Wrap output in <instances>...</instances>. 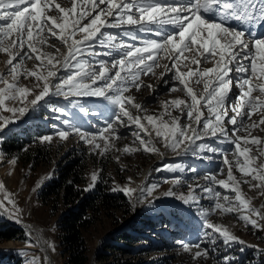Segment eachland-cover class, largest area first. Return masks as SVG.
<instances>
[{"label": "rangeland", "instance_id": "obj_1", "mask_svg": "<svg viewBox=\"0 0 264 264\" xmlns=\"http://www.w3.org/2000/svg\"><path fill=\"white\" fill-rule=\"evenodd\" d=\"M55 3H59L64 8L72 6V0H55ZM76 3L77 13L74 15L78 17L84 9L80 7L81 0H76ZM49 14L58 17L62 15L54 8ZM71 19L72 15L69 17V22ZM90 19L91 17L83 20V23H88ZM166 26L172 27L171 25ZM126 30H130L140 39L133 40L131 36H125ZM111 34L117 36V43L123 42L126 45L143 46L149 40L160 39L154 33L136 31V26H123ZM44 35L45 43H37L36 47L39 49L45 66H38L40 61L35 59L36 54H32L31 59L25 58L22 63H17L20 60V56H17L13 61L20 73L16 80L10 72L11 66L8 64L10 57L0 52V77H4L8 83H17L20 87L30 89L23 103L18 98L15 101H5V105L0 106V125H2L0 132L3 131L0 133V183L3 184V188H0V200L4 201V207L1 208L6 213V218L22 225L25 229L23 230L25 238H27L26 240L2 242L0 260L7 263L9 257H3V255L10 253L15 256V261L21 260L23 264H48V258L42 253L43 251L36 249L39 247L38 241L27 232L28 227L32 230L37 228L42 233L43 244L52 254L54 262L63 264L58 238V219L65 208H60L59 212H55L52 207L43 206L38 201V195L49 183L60 180V174L66 166L79 162L80 169L83 168L85 180L81 188L84 187L87 192L94 191L102 196L105 194L112 196L110 198L118 203L113 207L109 205L108 209L102 211L99 214L97 225L86 234L91 256L89 264H112L113 261L108 257L113 253L120 256L123 263L129 262L130 264H226L225 257L228 258L227 264H264V229L252 227L240 219L241 215L251 214L242 208L232 212L213 209V202L217 200L214 193H202L196 188L198 184L210 185L215 191L221 193L219 202L225 207L229 206L223 199L225 195L228 196L230 203L239 205V202L235 200V192L226 191L215 181L205 179L206 174H215L216 180L227 179L228 166L223 164L220 154L196 150L186 152L184 149L188 141L173 151L165 146V142L160 137L156 136L155 129L160 126V120L157 119L153 126L145 119L148 115L154 118L162 117L170 127L172 126L171 117H179L181 125L189 123L186 110L181 116L180 110L170 103L177 98L190 102L184 86L174 78L172 71H167L164 67L168 65V68H172L170 59L161 58L159 66L153 69L154 74H140L139 89L131 86L124 93L126 97L133 98L130 104L125 105L126 109L133 117L141 118V123L148 128L151 135H147L136 123L122 116L123 123L113 124L115 133L106 142L111 129L105 132L103 137L98 133L104 129L105 121L117 110L116 107L103 100L102 97L69 96L65 98L63 95H52L54 89L51 85L57 81L55 77H47V72L53 70L58 75L67 76L69 72L74 74L75 69L71 67L67 70L62 69L63 61L68 55L67 46L47 32ZM81 35L78 34L75 39H80ZM94 46L100 55L85 53L83 58L85 65L87 66L89 61L103 60L108 62L106 66L110 70L109 74L117 71L118 68H112V62L121 58L119 54L114 52L113 55H104L103 53L109 51L108 47L98 42ZM24 51H28L27 47ZM48 59L53 60L55 68L47 66ZM213 66L212 63L203 62L200 65L201 68H212ZM93 67L99 71L98 64H94ZM177 67L186 71L182 64ZM32 72H35L37 76L46 77L50 86L49 95L38 101L34 109L30 101L43 90L45 80H38L36 76L30 75ZM231 75L236 77L240 74L232 73ZM194 79L190 78L189 84L197 95H200L203 92V84H195ZM102 83L103 81H97V85ZM254 83L257 81L254 80ZM4 87L5 85L0 83V89ZM173 87L176 90L170 91L169 89ZM238 92L239 89L234 86L229 99L234 100ZM253 95L257 96L260 93L257 90L253 92ZM70 101H79L84 106V111H81L78 106L70 105ZM133 104L141 105V109L133 107ZM4 107H26L27 111L23 115L20 113L13 115L5 111ZM55 107L66 109L70 113L67 119L75 123L82 131L95 134L93 143H87L75 132H70L66 139L61 138L54 125H59L61 130H67L68 126L54 118L62 115L53 111ZM203 111L207 117L209 115L207 109L204 108ZM167 112H171V117ZM232 114L229 112V115ZM262 114L264 113L258 109L248 122L258 123ZM4 118L11 122L5 123ZM262 129L264 125L252 129V135L264 139ZM15 134L24 140L33 141L31 145L25 146L23 151L30 152L40 145L44 150V155L37 157L32 165L23 164L21 158L16 155H7L4 146ZM245 134L240 133V135ZM138 135L146 142L153 144L158 151L146 150V146L139 143ZM44 137H51V140H45ZM97 143L100 144V148L94 147ZM196 143L211 144L225 150L233 147L227 143L217 144L216 138L213 137H203ZM125 148L129 150L125 151ZM253 152L255 154L254 146ZM206 157L212 158L207 159ZM228 158L233 159L231 154ZM260 162H264V156L257 161V163ZM94 174L97 176L95 181L92 180ZM233 174L238 180H251V177H243L235 167H233ZM172 178H180V183H176ZM252 183H257V181H252ZM154 185L155 188L152 187ZM239 187L244 198L250 202V206L264 212V194H262L264 188H251L246 183H241ZM121 188H131L135 191L129 196L120 191ZM141 189L150 194L142 196ZM192 189L196 191L198 203L191 200L186 203L181 199V196L187 198ZM168 192L174 195H167ZM9 199L14 201L16 208L19 209L15 215L12 211H5V208L12 209V205L8 203ZM2 214L0 211V219H4ZM251 218L257 219L254 215ZM206 223L227 230L243 243L237 241L226 243L221 233L207 228ZM259 223L264 224V220H260ZM122 232L134 235L132 236L134 240L129 244L125 240H118L117 235ZM206 233L211 235H206ZM29 235L33 246L27 244ZM213 239L215 243L211 242ZM114 243L126 247L128 251L122 252L118 249L113 251ZM184 245L188 247L185 248ZM205 249L207 255L203 254ZM137 250L144 251L138 253ZM197 252H201V255L197 256ZM103 255L106 258L100 260Z\"/></svg>", "mask_w": 264, "mask_h": 264}, {"label": "snow or ice", "instance_id": "obj_2", "mask_svg": "<svg viewBox=\"0 0 264 264\" xmlns=\"http://www.w3.org/2000/svg\"><path fill=\"white\" fill-rule=\"evenodd\" d=\"M80 7L84 10L77 17L74 15L77 13L76 0H72L70 8L61 7L59 3H55V0H0V52L10 57L8 64L11 66L10 72L13 79H18L20 74L16 64L13 63L17 56H20L17 63H22L25 58L31 59L32 54H36L35 59L40 61L38 66H45L36 44L45 43V32L57 37L68 48V55L63 61L62 69L67 70L71 67L75 69V72L74 74L69 72L67 76H63L49 70L47 77H55L57 81L51 85L54 89L51 94L63 95L65 98L69 96L102 97L103 100L115 106L117 110L105 121L104 129L98 133L103 137V134L111 129V133L106 138L107 142V139L115 133L113 124L123 123L122 116L136 123L147 135H151L148 128L140 122L141 118L133 117L126 109L125 105L130 104L133 98L126 97L124 93L131 86L139 89L140 74L153 73V69L159 66L161 58H169L172 68L164 65L165 69L173 72L174 78L184 86L187 96L190 97V102L177 98L170 103L180 110L181 116L186 110L189 123L181 125L180 118L171 117V112H167L171 117V127L168 122L163 121L162 117L154 118L148 115L145 119L153 126L157 119L160 120V126L155 129L156 136L160 137L165 142V146L173 151L188 141L184 149L186 152L196 150L220 154L223 164L228 166L227 179L216 180L215 174H206L205 179L215 181L226 191L235 192V200L239 202V205L230 203L228 196L225 195L223 199L229 204L225 207L219 202L221 193L215 191L210 185L198 184L196 188L202 193H214L217 200L213 202V209L232 212L242 208L251 215H241L240 219L252 227L264 229V224L259 223L260 220H264V212L251 207L239 187L241 183H246L251 188H264V162L257 163L260 157L264 156V139L252 135V129L264 125V114L261 115L258 123L248 122L258 109L264 113V34L257 36L258 27L264 26V0H81ZM53 8L62 15L59 17L50 15ZM70 15H72L71 22H69ZM89 17L91 19L84 24L83 20ZM233 20L240 27L233 26L231 24ZM165 25H171L172 28L165 29ZM123 26H136V31L154 33L160 39L149 40L143 46L126 45L123 42L117 43L116 35L102 31V29ZM78 34H82L80 39H75ZM124 35L131 36L133 40L140 39L130 30H126ZM103 37L106 39H102ZM97 42L109 48V51L103 53L104 55H113L116 52L121 57L112 62V68H118L114 73L109 74L110 70L106 66L108 63L106 61H89L87 66L83 62L85 53L100 55L94 46ZM25 47L28 51H24ZM201 62L212 63L214 66L201 68ZM94 64H98L99 71L93 67ZM181 64L186 71L177 67ZM47 66L55 68L52 59L47 60ZM121 73L124 74L121 75ZM232 73L241 75L233 77ZM30 75L36 76L38 80H45L43 90L30 101L34 109L38 101L49 95L50 86L46 77L37 76L35 72ZM190 78H195L194 83L197 85L203 84V92L200 95H197L190 86ZM254 80L257 83H254ZM97 81H103V83L97 85ZM0 83L5 85L0 89V106H4L5 101H15L18 98L23 103L30 92L27 87L8 83L4 77H0ZM234 86L239 89V92L234 100H230L229 96ZM169 90L176 89L173 87ZM257 90L260 95L254 96L253 92ZM70 105L78 106L81 111H84V106L79 101H70ZM132 106L141 109L139 104ZM204 108L209 114L207 117H205ZM4 110L13 115L16 113L23 115L27 108L4 107ZM53 111L61 113V116L54 118L68 126L67 130H61L59 125H54L61 138L66 139L70 132H75L87 143H93L95 134L82 131L80 127L67 119L70 113L66 109L55 107ZM229 112L233 114L229 115ZM4 119L5 123L11 122L7 118ZM241 132L246 134L240 135ZM203 137H213L216 138L217 144L227 143L233 147L225 150L211 144H197L196 141ZM137 138L141 145L146 146V150L158 151L143 137L138 135ZM44 139L51 140V137H44ZM94 147L100 148V144H94ZM128 150L125 148V151ZM229 154L232 155V160H229ZM233 167L243 177H251V180H238L233 174ZM96 179L97 176L94 174L92 180ZM172 179L180 183V178ZM0 188H3L2 183ZM120 191L130 196L135 189L121 188ZM145 194L150 193L141 189V195ZM167 195H174V193L168 192ZM181 199L186 203L189 200L198 203L195 189H192L187 198L181 196ZM8 203L12 205V209L5 208V211H12L15 215L19 209L16 208L14 201L9 199ZM0 207H4L2 200H0ZM252 215L257 219H252ZM206 227L221 233L226 243L230 241L243 243L227 230H222L211 223H206ZM206 235L211 234L206 233ZM211 242L215 243V239ZM27 244L33 246L30 235ZM184 247L188 246L184 245ZM203 254L207 255L206 249ZM196 255L200 256L201 252H197ZM227 261L228 258L225 257L226 264Z\"/></svg>", "mask_w": 264, "mask_h": 264}, {"label": "trees", "instance_id": "obj_3", "mask_svg": "<svg viewBox=\"0 0 264 264\" xmlns=\"http://www.w3.org/2000/svg\"><path fill=\"white\" fill-rule=\"evenodd\" d=\"M10 140L4 146L6 154L20 157L23 164L32 165L37 157L44 155V150L40 145L30 151H34L32 154L27 150L23 151L25 146L31 145L32 140L19 138L18 134L12 135ZM82 169H80L79 162L69 164L60 174V180L49 183L38 195V201L45 207H52L55 212H59L60 208H65L58 219V238L63 264H89L91 262L86 234L97 225L99 214L102 211L108 209L109 205L113 207L118 204L110 198L112 196L106 194L102 196L94 191L87 192L84 187L81 188L85 182ZM117 236L118 240H125L128 244L134 240V235L126 232L119 233ZM25 237L23 230L0 219V244L6 241L26 240ZM112 247L113 251L117 249L122 252L128 251L126 247L115 245V243ZM143 251L137 250L138 253ZM3 257H9V261L3 263V260H0V264H23L21 260L15 261V256L10 253ZM105 258L106 256L103 255L100 260ZM108 259L113 261L112 264H130L129 262L123 263L120 256H116L115 253Z\"/></svg>", "mask_w": 264, "mask_h": 264}, {"label": "bare ground", "instance_id": "obj_4", "mask_svg": "<svg viewBox=\"0 0 264 264\" xmlns=\"http://www.w3.org/2000/svg\"><path fill=\"white\" fill-rule=\"evenodd\" d=\"M102 31H105V32H110L109 28L107 29H102ZM258 31V29H257ZM140 122H142L140 120ZM7 128V127H6ZM0 211L3 213L2 215L4 217H6V213L4 212V210H2V208L0 207ZM8 217V216H7ZM24 229V228H23ZM25 230V229H24ZM27 232L33 237V238H36L37 241H38V246L36 249L38 250H42L43 252L46 250V252H48V250L46 249V247L44 246L43 244V238H42V233L36 228L34 230L30 229V228H26ZM49 253V252H48ZM53 258V257H52ZM51 264H56L53 260V262Z\"/></svg>", "mask_w": 264, "mask_h": 264}, {"label": "water", "instance_id": "obj_5", "mask_svg": "<svg viewBox=\"0 0 264 264\" xmlns=\"http://www.w3.org/2000/svg\"><path fill=\"white\" fill-rule=\"evenodd\" d=\"M7 128H8V127H7ZM7 128H6V129H7ZM1 132H3V131H1ZM1 132H0V133H1ZM4 220H6V222L9 223L10 225H12L13 227H15V228H19V229H21V230H24L21 224H19V223H17V224H16V223H13V222H11V221H10L8 218H6V217H4ZM42 253L45 254L46 257L48 258V264H51V263L53 262L52 254L46 252V250H45L44 252H42Z\"/></svg>", "mask_w": 264, "mask_h": 264}, {"label": "clouds", "instance_id": "obj_6", "mask_svg": "<svg viewBox=\"0 0 264 264\" xmlns=\"http://www.w3.org/2000/svg\"><path fill=\"white\" fill-rule=\"evenodd\" d=\"M241 75V74H240Z\"/></svg>", "mask_w": 264, "mask_h": 264}]
</instances>
